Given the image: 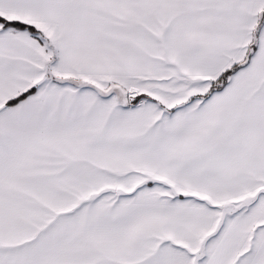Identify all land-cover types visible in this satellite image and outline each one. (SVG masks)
Here are the masks:
<instances>
[{"label":"snow or ice","instance_id":"obj_1","mask_svg":"<svg viewBox=\"0 0 264 264\" xmlns=\"http://www.w3.org/2000/svg\"><path fill=\"white\" fill-rule=\"evenodd\" d=\"M0 264H264V0H0Z\"/></svg>","mask_w":264,"mask_h":264}]
</instances>
